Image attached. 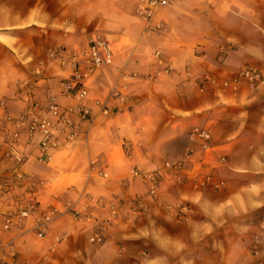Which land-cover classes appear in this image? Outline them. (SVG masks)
<instances>
[{"label": "crops", "instance_id": "0c3cea01", "mask_svg": "<svg viewBox=\"0 0 264 264\" xmlns=\"http://www.w3.org/2000/svg\"><path fill=\"white\" fill-rule=\"evenodd\" d=\"M19 1L0 0V128L19 133L24 156H7L0 134V264H264V0H172L155 15L165 29L149 34L137 0L127 11L119 0H83L101 8L94 17L102 34L87 37L85 46L99 36L111 43L113 60L95 71L80 101L59 91L79 50L76 36L64 24L51 27L53 10L39 0ZM53 38L57 59L47 53ZM243 65L261 72L258 84L239 76ZM167 66L170 73L145 78ZM115 84L127 93L110 99L105 115L94 101L105 100ZM51 98L60 110L71 108L77 136L64 141L54 129L61 142L41 162L40 134L29 136L1 112L41 115ZM196 125L210 126L216 154L226 155L217 170L222 187L196 189L165 176L157 202L146 183L127 179L134 167L154 169L197 147ZM92 159L105 176L89 171ZM176 200L189 203L179 220L164 211ZM30 205L20 226L14 219L3 227L9 212ZM112 207L117 212L101 242L90 240L99 231L92 221L73 216L76 210L104 218ZM53 209L52 220L40 224Z\"/></svg>", "mask_w": 264, "mask_h": 264}, {"label": "built area", "instance_id": "2783aa9c", "mask_svg": "<svg viewBox=\"0 0 264 264\" xmlns=\"http://www.w3.org/2000/svg\"><path fill=\"white\" fill-rule=\"evenodd\" d=\"M172 0H137L135 12L138 14L145 23V32H159L165 29L164 25L155 20L157 10L170 3ZM157 57H160V53L155 52ZM49 56L57 59L60 57V49L54 48L50 50ZM113 60V48L109 41L97 36L90 40V42L83 48L79 49L76 53L72 54L68 59L69 73L63 76L59 81V91L64 95H67L77 101L85 98L88 94V83L95 71L102 65H108ZM63 62V59L61 60ZM40 71V70H39ZM171 68L169 66L164 67L162 70H153L145 75L146 79L152 80L157 78L162 73H170ZM239 76L250 86L258 84L261 80V72L255 68L247 65H243L239 69ZM126 85L115 84L108 97L105 100L96 99L94 102L100 107L101 113L107 115L110 113V99H124L126 96ZM0 109H5V103L0 100ZM66 111H62L59 108V104L51 98L45 105L42 114L36 115L32 111L27 110L17 117L1 112L2 118L7 123H13L18 127H25L29 136L36 133L40 134L38 142L41 155L38 159L41 162H45L44 155L56 149L60 144V139L54 133V129H60L64 132V141L73 140L77 136V132L74 129L73 120L67 115ZM49 114L56 118V122L52 123ZM81 115L83 117H90L91 114L84 108L81 109ZM5 136L3 139L4 144L7 146L5 154L9 157H13L18 162L24 159L23 154L17 149L16 144L19 141V133L17 131L10 132L5 128H0V134ZM191 135L198 142L197 147L188 148L182 157L178 159H168L162 161V163L156 166L154 169H139L134 167L131 169L127 179L134 180L139 179L147 185V194L155 201L159 202L158 188L163 177H167L173 183L183 184L189 181L194 188L201 189L210 185H214L219 188L223 186V181L217 177V170L226 162V155L216 154L217 149L212 144V132L210 126L196 125L191 131ZM2 143L0 142V149ZM98 161L92 159L89 162V171H95L97 175L103 177L105 172L103 168H99ZM22 177V174H17ZM2 190V189H1ZM89 202L94 203L97 206L103 207L104 202L99 197L89 196ZM89 204V203H88ZM85 205V209L88 207ZM166 208L172 210L176 220L184 217V212L188 210V207L181 203L166 204ZM56 209H53L49 213L43 214L40 219V224H46L53 218L52 214ZM32 206L27 208H21L19 210L9 212L4 220L3 227L5 229L10 228L13 224V220H16L17 225H21L23 221L32 213ZM110 216L99 218L92 212H83L73 210V216L81 219L85 218L92 221L97 229L90 240L93 242H101L102 235L101 230L106 227L107 223L111 222L112 217L116 214L117 210L111 208L109 210ZM44 229L37 231L39 236H43Z\"/></svg>", "mask_w": 264, "mask_h": 264}, {"label": "rangeland", "instance_id": "374dc122", "mask_svg": "<svg viewBox=\"0 0 264 264\" xmlns=\"http://www.w3.org/2000/svg\"><path fill=\"white\" fill-rule=\"evenodd\" d=\"M24 1L25 0H20L19 3L24 5ZM130 3L131 0H119V4L123 7L124 11H127L128 8H130ZM39 5L53 10L54 17L51 27L56 29L60 28L64 24V26L69 28V31L76 36L77 40L75 44L79 47V49L85 47L87 37H90L93 34H102L98 26L99 21L97 22V19L94 17L95 12L100 11L101 8L99 9L98 7L97 10H95L94 2L83 0H69L65 2L54 0L47 2L46 0H39ZM59 45L60 44L56 42L55 39L49 41L47 53L49 54L50 50ZM178 202L181 201H167L165 204H174ZM181 203L189 207V203L183 201ZM165 206L164 211L168 213L171 218L175 219L172 210L166 208ZM185 213H187V211L184 212V217L186 216Z\"/></svg>", "mask_w": 264, "mask_h": 264}]
</instances>
